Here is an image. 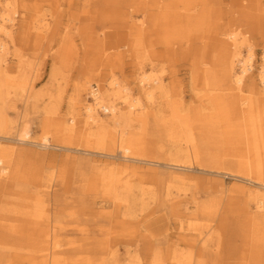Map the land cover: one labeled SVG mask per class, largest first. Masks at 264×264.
I'll use <instances>...</instances> for the list:
<instances>
[{
  "label": "bare ground",
  "instance_id": "1",
  "mask_svg": "<svg viewBox=\"0 0 264 264\" xmlns=\"http://www.w3.org/2000/svg\"><path fill=\"white\" fill-rule=\"evenodd\" d=\"M80 1L0 6V264H228L222 230L231 212L242 214L234 219L251 243L240 264H264V48L255 68L250 41L257 33L264 42V0ZM99 2L114 9L101 12ZM38 3H47L49 15L26 13ZM96 7L102 20L90 18ZM46 33L60 38L53 70L72 60L85 68L65 115L49 96L37 105L43 95L27 91V74L16 80L7 71L15 55L25 74L21 50L46 53ZM14 88L26 99L13 120L6 110ZM35 109L43 116L33 140ZM54 147L91 171L80 181L99 192L91 213L114 223L106 243L93 248L88 229L82 240L73 232L61 237L67 223L46 206L57 177L37 168L29 180L23 174L21 160L50 161L54 153L45 150ZM228 171L229 186L218 178ZM157 175L168 176L160 194L173 227L159 226L148 210L157 192L147 183ZM20 179L30 203L7 198ZM196 182L219 191L198 199L189 188Z\"/></svg>",
  "mask_w": 264,
  "mask_h": 264
},
{
  "label": "rangeland",
  "instance_id": "2",
  "mask_svg": "<svg viewBox=\"0 0 264 264\" xmlns=\"http://www.w3.org/2000/svg\"><path fill=\"white\" fill-rule=\"evenodd\" d=\"M40 2V1H38ZM76 3H80V0H74ZM125 2V1H124ZM3 3V0H0V6ZM99 7L101 12L107 11L109 9L110 11L114 9L112 6L104 5L102 2H99ZM73 5V4H72ZM116 4H114L115 6ZM73 5L72 7H74ZM97 7L93 9L90 18L93 20L96 19L98 16ZM50 12L49 7L47 3H38L35 6H33L30 10H28L26 13H29L30 15H38V16H44V14L47 16ZM110 13H108V17H110ZM21 15V14H20ZM98 20H102L101 17H99ZM75 30H71V32L74 33ZM76 34V33H75ZM72 34V35H75ZM46 39H50V46L47 47V41L45 40L43 48H48L47 51H44L46 53L44 54H34L31 51H29L27 48L21 50V58L24 59L25 63L23 67H26L25 74L22 71L21 64H18L17 57L15 55L11 56L8 60V67L7 71L9 73V77L14 79H19L21 76V79L26 77V85H27V91L31 94L38 93V95H43V97L37 101V105H43L47 103L48 96L53 98L54 101L58 102L59 111L60 114L65 115V111L68 110V100L70 99V95H72L74 85L77 81L80 79H83L86 77L85 68H83L79 63L78 60L71 61V63H68L67 66H61L57 64V68L53 70L52 65L54 61H56V57L60 55V52L58 51V42L60 38L56 37H50V34L46 33L44 34ZM262 38L257 34L254 33L253 37L250 39L254 42V50H255V58H254V66L255 68L260 67L262 59L261 54L263 51V43ZM77 43V42H76ZM51 47V48H50ZM42 48V49H43ZM50 48V49H49ZM245 49L243 48L242 53H244ZM21 67V68H19ZM28 68V70H27ZM256 73V72H255ZM22 74V75H21ZM92 82V80L90 81ZM11 92L9 94V105L7 111V116L11 119H15L14 111L19 112L21 111L23 107L24 100L26 99L25 96H23V93L20 90H16ZM37 95V96H38ZM189 95H191V92L187 89V93L185 97L189 98ZM39 97V96H38ZM87 97V94L85 92L81 93V97ZM61 100V102H60ZM31 107V105H30ZM36 110V109H35ZM42 110V108H41ZM37 111V110H36ZM103 115V114H102ZM42 113L37 111V118L34 119L30 123V129L33 131L32 139L36 140L38 139L41 131V118ZM67 115L66 117H68ZM13 136V134L11 135ZM54 143V142H53ZM25 147L24 145H20ZM46 152H52L54 153V156L51 158V160L42 161L38 163V165L33 164L32 160H21V167L22 172L25 175L26 179L29 180V173L31 170L33 171V168H37L39 172H43V176H50L52 174H55L57 177L56 179H53L51 181V184H53L52 191L55 189V195L59 197V201L54 200V194H51L48 199V202L46 203L48 208H51L52 211L60 212V215L64 218L60 224L65 225L67 223V227L64 229L63 227L60 229V236L62 237L67 232H73L74 235L82 240V237L85 236V233H87L89 236H96L95 239H93V248L95 241L102 240L103 243H106L110 239V235L112 232V229H108V226H113L114 223L109 221V215H105L103 213H98L97 215H93L91 211L98 207L100 204V198L98 197L99 192L96 189L90 190L88 188V183H81L80 176L81 172H87V169L81 168L75 161L74 157H71L70 159H65L66 151L60 150L56 147L49 148L45 150ZM73 154V153H71ZM77 154V153H76ZM164 159V158H163ZM161 162H164V160L160 159ZM169 161V160H168ZM193 168H197V166L192 164ZM153 168H164L163 166H152ZM166 168V167H165ZM206 169L210 170L208 167H205ZM187 171V170H186ZM91 172V171H89ZM89 172L86 173L87 178L90 176ZM193 174H196L197 176H201L204 178H209L210 175L207 173H199L195 170L187 171ZM225 172V170H224ZM232 172L228 171V173H222L221 176H218V178L222 179L223 182H226V185L229 186L232 179ZM168 176L165 175H157L154 177L153 182L149 181L147 183L148 188L154 190V192H157L156 199L150 200L148 202V210L153 211L154 213H151V217H155V219L159 220L157 224L162 225L164 227H167L168 222L170 221L171 224L173 222V217H170L171 215L170 210L167 208L165 204V197L160 194L166 185ZM207 181L206 179H203V181ZM195 181V179H193ZM25 180L20 179L16 182V184L13 185L12 191L10 193V196H6L10 199H15L17 202L22 203H30L32 198L30 195L26 194L24 190L21 188L22 185H24ZM27 184V183H26ZM198 184V185H197ZM207 184L204 185V183H195V184H189L190 190H193L196 194L193 195L197 197L198 199L203 198V196L207 194H212L213 196L218 193V187L210 186L206 187ZM188 188V187H187ZM205 188H211L214 189V191H211L210 193L206 192L209 191L205 190ZM181 196H183V192H180ZM151 199V198H149ZM239 201H236L234 203L236 208H241L243 206L244 200L238 199ZM253 205V204H252ZM59 209V210H58ZM179 210L183 213V206H179ZM106 211V210H105ZM67 213H70V219L67 216ZM105 213V212H104ZM72 214V215H71ZM234 215L232 212L229 213L226 216V223L224 229L222 230V239H223V245L227 244L228 248L224 249L223 252V258L225 257L227 259L228 264H240L242 262L244 254H248L247 250L250 247V239L248 236L247 231L245 230L243 225L240 224V221L237 219H234L235 217H240ZM174 224H172L171 227H173ZM245 225V224H244ZM104 228V230L102 229ZM84 229H88L87 232H82ZM119 240V239H117ZM88 243V245L92 244ZM121 244V243H118ZM123 244L119 246V249L122 250Z\"/></svg>",
  "mask_w": 264,
  "mask_h": 264
}]
</instances>
